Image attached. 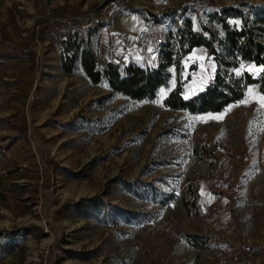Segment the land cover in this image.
<instances>
[{
    "label": "rangeland",
    "instance_id": "rangeland-1",
    "mask_svg": "<svg viewBox=\"0 0 264 264\" xmlns=\"http://www.w3.org/2000/svg\"><path fill=\"white\" fill-rule=\"evenodd\" d=\"M232 8L259 13L264 0H0V264H264L255 87L220 113L190 115L163 101L176 86L188 99L207 85L215 65L204 49L177 54L149 101L60 67L72 19L80 37L96 30L85 46L100 65L121 70L141 64L120 44L147 17H182L201 33Z\"/></svg>",
    "mask_w": 264,
    "mask_h": 264
},
{
    "label": "trees",
    "instance_id": "trees-1",
    "mask_svg": "<svg viewBox=\"0 0 264 264\" xmlns=\"http://www.w3.org/2000/svg\"><path fill=\"white\" fill-rule=\"evenodd\" d=\"M229 19L238 21L239 25L230 24ZM214 21L219 25L220 33L213 29ZM88 23L89 20L86 21ZM208 23L209 26H203L199 33L194 32L190 20L185 19L180 42L188 45L184 55L195 48H204L215 65L214 74L202 91L188 99L183 98L181 88L176 86L163 101L168 109L185 111L190 115L220 113L240 102L249 87H255L264 97V10L243 13L239 9H226L219 15L210 16ZM90 25L83 38L75 30L82 26L80 19H72L71 28L63 39L61 71L71 75L79 64L93 85L105 81L113 94L132 101L153 100L157 91L166 84L164 72L173 64L172 60L167 58L165 64L154 70H144L133 63L121 70L112 63L101 66L96 54L86 47L96 33ZM245 66L258 68L259 72L254 75L245 71ZM184 238L196 251L208 248L203 236L188 235ZM3 249L4 246L0 244V252Z\"/></svg>",
    "mask_w": 264,
    "mask_h": 264
},
{
    "label": "built area",
    "instance_id": "built-area-1",
    "mask_svg": "<svg viewBox=\"0 0 264 264\" xmlns=\"http://www.w3.org/2000/svg\"><path fill=\"white\" fill-rule=\"evenodd\" d=\"M183 21L181 17L178 24H174L169 14L156 12L151 18L147 17L142 27L125 31L120 47L139 57L144 70L158 69L167 58L174 62L177 54L187 51V43L180 42Z\"/></svg>",
    "mask_w": 264,
    "mask_h": 264
},
{
    "label": "crops",
    "instance_id": "crops-1",
    "mask_svg": "<svg viewBox=\"0 0 264 264\" xmlns=\"http://www.w3.org/2000/svg\"><path fill=\"white\" fill-rule=\"evenodd\" d=\"M197 49H204V48H202V47H200V48H195V49H193V50H197ZM205 50V49H204ZM137 65H139V64H137ZM140 66V65H139Z\"/></svg>",
    "mask_w": 264,
    "mask_h": 264
}]
</instances>
